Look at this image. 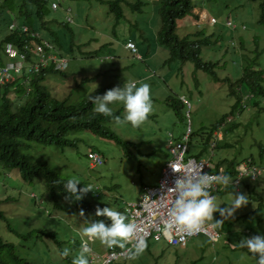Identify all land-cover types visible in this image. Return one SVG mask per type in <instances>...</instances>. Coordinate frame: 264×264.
I'll list each match as a JSON object with an SVG mask.
<instances>
[{
	"label": "rangeland",
	"instance_id": "1",
	"mask_svg": "<svg viewBox=\"0 0 264 264\" xmlns=\"http://www.w3.org/2000/svg\"><path fill=\"white\" fill-rule=\"evenodd\" d=\"M126 1L132 4L138 0ZM141 1L145 2V5L141 7L140 11L124 7V16L118 19L109 10L108 4L99 0H65L62 3L63 7L57 11L47 5V19L53 21L58 36L61 37L62 31L66 34V36H62L65 41L63 45L68 46L72 37L73 41L80 40L82 42L80 45L82 49H79V52L73 50L67 55L69 66L65 70V74H50L47 81L48 86L51 89L56 86L60 88V93L52 91V95L60 99L65 98L68 95L67 91L73 88L76 82L80 83L87 77L97 78L95 82L89 81L78 88L75 87L76 91H85V95L105 84L108 79L113 86H119L123 81L132 79L137 80L138 84L147 83L152 101V108L147 118L135 127L128 122L112 121L113 128L122 137L135 141L133 143L138 144L141 153L154 150L151 156L148 154L144 156V167L154 168L155 171V174H151L150 177L145 175L144 180L147 183L157 182L164 160V156L155 148L163 150L164 142L170 139L169 132L177 138L187 129L185 118L187 107L182 106L180 101L182 96L187 97L193 106L191 118L192 129L195 133L193 144L196 146V151L202 150L205 157L211 155L205 144L222 119L231 115L233 124L228 123L222 130L225 141L219 142L223 146L215 150L214 161H218L222 156H227L229 165L235 167L252 156L258 164L264 165V151L260 150L261 146L264 148V109L261 108L264 105V99L261 97L245 99L246 89H244V93H232L233 89L228 82L211 79L205 71L195 69L192 62L172 61L169 51L163 46L164 42L158 37L162 25L160 15L156 12L159 1ZM123 5L125 6V4ZM204 5L207 8L202 12L201 19L204 20L202 27L205 30L204 35H210L213 43L203 49L202 58L205 61L219 62L217 72L220 79L229 77L235 82L241 76L239 74L245 70V65L236 61L239 47L235 36H238L240 31L233 32L223 25L227 17V10L208 3ZM215 5H219V3ZM68 6L72 9L71 14L74 20L71 23L66 21ZM251 10L245 6L240 15H233V17L238 23L246 25V30L241 32L247 43L251 42L253 36H257L258 43L249 44V47H252L250 49H253V46H257V44L264 47V26L257 21L259 16L257 9ZM207 12L215 15L219 19V24L211 25L206 18V15H209ZM194 26L196 31L201 30L198 23H194ZM5 27L4 22L0 26V32L3 33ZM217 37L223 41L215 43ZM231 37H235L237 44L234 46V50L227 51L231 44L227 45L225 40H229ZM128 38H132L137 43L139 53L145 55L144 60L140 62L156 68L158 75H161L167 84L162 80H158L155 82L156 84H150L145 79L146 72L142 65L124 69L129 63L133 64L139 61L125 48ZM79 53L82 54L76 55ZM106 56H117L120 69H112V59L100 61ZM50 57L52 55L48 56V58ZM43 61L45 62L46 58H43ZM140 67H142L141 71L138 70ZM148 79L151 82V79ZM240 96H243V101L240 100ZM242 103L247 107L245 108ZM171 104H177L181 108L180 118ZM120 106L121 104L118 102L111 105L112 110ZM152 113L156 114L153 118L150 117ZM201 134H203V139L200 137ZM80 136L83 141L79 142L76 147L61 149L53 145L42 146L44 157H50L53 165L56 168L58 166L57 169L65 173H61L62 175L81 176L89 181L94 188L98 186L101 189L102 203L107 198H110L111 203L117 198L120 206L124 207L123 202L137 201L140 197L138 184L140 179L136 178L132 172L131 175L125 173V168L131 164L132 158L129 156L123 158L121 146L96 133L82 132ZM90 148L102 155L105 160L103 166L91 167L86 157ZM33 149L36 154L39 153V150L41 151V149ZM165 150L168 151L167 147ZM2 166L3 164L0 163V168ZM36 180L23 179L17 169H0V200H3L1 208L7 215L6 221L0 219V234L13 241L19 252L35 264H50V261L51 263L60 261V264H64V257L60 256V250L55 248L56 244L48 236L44 237V240L49 243L46 247L39 243L37 248H31L32 242L37 239L38 230H61V236L66 241L65 246L69 247L70 245L74 252L72 256H75L79 251L77 243H75L76 240H79V232L82 233V238L87 240L82 230L89 222L93 221V218L83 215V211L69 214V212L55 208L49 193L46 192L45 183L42 180L40 183ZM115 182L117 186L112 189L101 187L106 184L112 185ZM259 182L260 185H264V175ZM246 184L253 185L251 182H246ZM241 188L242 193L251 194L252 199L258 198L257 194L249 193V189L244 184ZM252 189L254 190V187ZM232 194V192L227 193V200L232 198ZM92 198L100 200V198ZM259 199L260 210L257 215L249 217L246 222L241 220L234 221L230 225H221L228 230V239H222L213 244L205 235H199L191 238L186 247L170 245L164 240L155 242L149 239L137 257L119 261L116 264H255L251 253L236 243L242 237H249L243 231L245 227H250L253 233L264 234V198L259 197ZM59 202L70 205L66 198L59 199ZM244 208L251 209L252 206L243 204L233 214L243 212ZM49 210H52L51 216L47 214ZM214 219H217V215L213 216L212 220ZM7 222L12 225L16 233L8 229ZM24 234L27 235L26 239L23 237ZM94 239L88 241L91 247L89 257H94L98 250L103 251L106 246L98 239Z\"/></svg>",
	"mask_w": 264,
	"mask_h": 264
},
{
	"label": "clouds",
	"instance_id": "2",
	"mask_svg": "<svg viewBox=\"0 0 264 264\" xmlns=\"http://www.w3.org/2000/svg\"><path fill=\"white\" fill-rule=\"evenodd\" d=\"M64 1L65 0H48V6L54 11H57L60 7H63L62 3ZM66 11V21L70 23L73 22V15L71 14L72 9L68 6L66 8ZM9 15V19L7 18V20H5L6 22L4 21L6 31L18 32L19 34L23 35L29 33L30 24L28 22H25L26 19L23 16L15 12H10ZM201 17L202 13L200 14L199 21L194 23H198V25L201 27V30L198 31L202 32V30H204L202 27V23H204V20L201 19ZM206 18L211 25L219 24V19L215 15L209 14L206 15ZM223 25L233 32L240 31L239 35L235 37L238 41L237 46L239 47V52H241L239 37L242 35L241 31L246 30V25L241 22L238 23L233 16H227L223 22ZM192 26H194V24H191V27ZM194 28L196 31L195 26ZM39 33L41 32L37 31L33 33V35L39 36ZM202 34L203 36H208L204 35L205 31ZM235 37H231L228 40L227 45L231 44V46L227 48V51L234 50V46H236L237 44ZM128 41L134 42L136 46V52H133L132 50L127 48L126 44ZM214 42L220 43L218 41V37ZM44 46L48 47L49 49H45ZM44 46H32L33 53H35V55L37 56V60L36 63L26 65L25 54L22 51H19L12 42L5 43L1 47L2 49L0 48V58H3L5 60L3 61L4 64L0 66V84L6 81L12 82L15 79L16 74L22 76L25 71L26 73L37 72L39 70V64L47 65L52 62L54 63V67L56 69L65 71L69 66V58L67 56L68 54H62L61 51L55 48L53 43H48L46 41ZM254 46L253 48H255ZM125 48L129 50L140 61L144 60L145 55L139 53L137 43L132 38H128L126 40ZM49 55H52V57L48 58ZM43 58H46L45 62L43 61ZM117 58V56H106L103 57V60L100 61L104 62L106 60L112 59V69L117 70L120 69V63L117 61ZM141 65L144 67V70L146 72L145 79L150 84H156L155 82L158 81L157 78H160L163 83L167 84V81L165 79H162L161 75H158L156 68L146 65L143 62H141ZM129 66L130 65L125 66L124 69L129 68ZM96 78L97 77H87L80 83L76 82L75 86L67 91L68 94H71V97L74 100H77L81 96L84 97L86 95L94 94V96L89 97L93 105V111L95 113L106 116L105 118L109 119L107 125L112 131H115L116 133H118L117 130H115L112 126L113 120L117 123L128 122L135 127L147 118V115L152 108L149 85L147 83L138 84L137 80L132 79L123 81V83L119 86H113L108 79L105 84L97 87L89 94L85 95V91L75 90V87L78 88L86 82H95ZM148 78L151 79V82ZM47 81L44 82V85L48 89V91L51 92V94H53V92L60 93V88L58 86H56L54 89H51L48 86ZM31 92V86L26 85V94L29 95ZM16 98H19V96H17L13 91L11 93L12 103L15 102ZM180 101L182 103V106L187 107L185 112L187 129L181 136L177 138L174 137L173 133L169 132L170 139L169 141L164 142L163 150H161L160 148H155V150H157L164 156V160L161 166V173L157 179V182L152 184L147 183L144 180L145 175L150 177L151 174H155L154 168L144 167V156L146 154L151 156L154 153V150H148L141 153L139 151L138 145H136V147L138 148L137 150L132 146V153L136 157H131V164H128V167L125 168V173L127 175H131L132 172V174H134L136 178L140 179V181H138L140 196L139 199L137 201L123 202L124 207L120 206L117 198L114 199L112 203L110 198H107L103 201V203L106 202L112 204L115 207L120 206L121 209H114L109 206H96L94 215L96 217H106L110 220V223L105 224L104 220H94V218L92 217L93 221L89 222L82 231L86 235L85 238L87 240H93L95 238L98 239L102 244L106 245L104 248L105 252H97L94 257H89L88 254L91 251V247H89L87 240L82 238L79 251L75 256H72L71 264H103V259H105L107 255L111 251H113V249L117 253H119V256L107 264H113L120 257H123L124 259H132L143 251L149 239H152L155 242L164 240L170 245L186 247L191 238L197 237L199 235H205V237H207L213 244H215L222 239H226L228 236V230L223 228L221 226L222 224L230 225L234 221L241 220L246 222L249 217L257 215L259 213V197L264 198V185H260L259 182L261 180V177L264 175V165L258 164L255 158H253L252 156H249L248 159L244 160L240 165L235 167L229 165L227 156H222L218 161H214L215 150L223 146L220 145L219 142L225 141L222 130L228 123L233 124V117L231 115L226 116L222 119L220 125L215 127V129L212 131L207 144H205V147L210 150L211 155L209 157H205L203 156V151H196V146L193 144V136L195 133L192 129V103L185 96H182L180 98ZM117 102L120 103L121 106L117 109L112 110L111 105ZM171 107L175 110L177 116H179L180 118L179 114L181 108L177 104H171ZM12 108L14 109L15 106H13ZM155 116L156 114L154 113L150 115V117L152 118ZM84 132L91 133V131L89 130H85L83 131V133ZM97 135L100 136L99 134ZM200 137L201 139H203V134H201ZM124 139L130 142H135L132 139ZM165 147H167L168 151L165 150ZM121 150L124 151L123 148H121ZM260 150L262 152L264 151V148L261 146ZM136 152H138L139 154H137ZM175 154L181 155L182 157L180 166L174 164ZM93 155H96V159L93 157ZM86 157L90 162L92 168L103 166V163L105 162L102 155L94 149H89ZM124 157L125 156L123 154V158ZM139 162H141L142 165L140 171L138 170V168H140ZM3 167L4 165L0 169L4 170ZM57 170L60 171L59 169ZM188 170H190L191 172L189 174L183 175ZM167 171L169 172L170 176H174L175 174L180 173L181 175H183L178 176L174 180L172 189L175 192V198L172 202L171 207L169 208V216L176 225L181 226L184 230L192 234L182 243H172L165 237L155 239L154 237L150 236L146 239L145 243L143 239H138L133 244H131L129 241L132 240L135 226L131 223L133 221V216L129 214L128 208L133 207L134 204L141 202L143 196L148 193V190L152 189L153 192L156 191L160 186L161 180L166 178ZM60 172L62 174H65L62 171ZM229 172H231L232 175H228L227 173ZM20 176L22 177L21 174ZM71 178L76 177L71 176ZM71 178L64 181L63 189L72 199L77 201L80 200L83 194L90 189H92V197L98 198L100 196L101 189L98 186L94 188L90 184H83L78 189L77 184L79 183V180ZM35 179H37L36 182L40 183V181L42 180L44 183H46V181L41 177H37ZM246 182H251L253 183V185L246 184ZM114 184H116V182ZM242 184H244V186L249 189V193L253 192L257 194L258 198L252 199L251 194L242 193ZM101 187L107 189L105 185H102ZM253 187L254 190L252 189ZM228 192L233 193L232 198H230L229 200H227ZM243 204H245V206H252V208H244L243 212L233 214V212ZM122 210H124L125 216L121 213ZM51 211L49 210L48 213L51 214ZM214 215H217V219L212 220ZM199 226L210 227L213 230L214 235H211L207 232L198 231ZM243 231L245 234H249L252 232V229L250 227H245ZM79 233L82 236V233ZM236 244L241 248L247 249L248 253H251V255L255 259V264H264V234L256 233L255 235L249 237H242ZM112 246L113 249H111ZM234 248H236V246H234ZM68 253L69 249L65 247L60 251L59 254L63 257L67 256Z\"/></svg>",
	"mask_w": 264,
	"mask_h": 264
},
{
	"label": "trees",
	"instance_id": "3",
	"mask_svg": "<svg viewBox=\"0 0 264 264\" xmlns=\"http://www.w3.org/2000/svg\"><path fill=\"white\" fill-rule=\"evenodd\" d=\"M107 3L108 8L113 12L117 19L124 16V7H131L132 10H141L145 2L138 0L136 3L129 4L126 0H99ZM159 4L156 7V12L159 13L162 25L158 32V37L164 42L163 46L169 51L170 59L172 61L178 60L183 63L192 62L195 69L203 70L214 80H225L231 86L232 93H244L245 99H252L261 97L264 99V47L255 45L253 49L249 47L254 41L258 43L257 36H253L250 43H247L243 38V34L239 37V45L241 52H239L237 60L240 64H244L245 70L237 81L233 82L229 77L220 79L217 68L219 62L205 61L202 58V51L205 47L210 46L211 36H203L205 30L195 31L191 24L199 21L200 14L205 7L204 4H212L214 7L227 10V16L232 17L240 15L242 8L248 6L251 9L256 8L258 11V23L264 26V0H158ZM222 2V3H221ZM219 3V5H215ZM125 4V6L123 5ZM48 0H0V26L7 18L9 19L10 12H15L23 16L30 25L29 33L26 35L18 32H0V48L8 42H12L19 51L25 54V63L29 65L36 63L37 56L33 53V45L44 46L45 42L53 43L55 48L61 53L69 55L73 50L80 51L82 49L80 40L73 41V37L64 46L62 36H66L62 31L61 37L58 36L57 30L54 28L52 20L47 19L46 7ZM232 5V7H230ZM231 9V10H230ZM252 11V10H251ZM6 22V21H5ZM70 23V22H67ZM63 25V23H62ZM189 28V29H184ZM184 29V30H183ZM39 36L33 35L35 32ZM203 36V37H201ZM218 41H223L218 38ZM228 44V39L225 40ZM45 49H49L44 46ZM2 49V48H1ZM247 51V53H246ZM83 53V52H82ZM82 53L76 54L81 55ZM85 54V53H83ZM137 59V58H136ZM139 60V59H137ZM3 58H0V66L4 64ZM131 67L141 65L140 60L136 63L130 64ZM129 66V67H130ZM37 72L23 73V75L16 74L12 82H4L0 84V162L3 163V169H17L22 177L26 180L33 181L37 177H41L46 181V192L49 193L50 199L55 208L69 213H76L83 211V215H91L94 220H104L105 224L110 223L106 217H96L94 215L95 207L109 206L115 207L109 203H102L100 200L92 198V189L83 194L80 200H74L68 196L63 189V183L69 176H64L53 165L50 157H44L42 146H55L57 148L76 147L79 142L83 141L80 134L89 130L97 133L100 136L116 142L123 148L124 156L136 157L132 153L131 147L138 149L137 143L130 142L121 137L120 134L112 131L107 122L109 119L106 116L95 113L93 105L89 99L94 94L80 97L77 100L72 99L71 94L65 98L54 97L50 91L45 87L44 82L51 76L50 74H65V71L58 70L54 67V63L50 62L47 65L39 64ZM142 70V67L138 68ZM160 80V78H157ZM26 80V82H25ZM27 83V84H26ZM26 85H30L32 92L26 94ZM239 88H238V87ZM15 92L19 98L12 103L11 93ZM243 101V96H240ZM244 99V100H245ZM246 108L247 105L242 103ZM15 106V110L12 108ZM264 109V105L261 107ZM33 148L39 150L36 154ZM92 149V148H90ZM42 152V153H40ZM41 154V155H40ZM141 162H139L138 170L141 169ZM232 175L231 172L227 173ZM79 180L77 188L79 189L83 184H92L86 181L81 176L71 178ZM116 184L105 185L107 189L116 187ZM94 190V189H93ZM66 198L70 205H64L59 202V199ZM6 200H8L6 198ZM3 200H0V219H7V215L1 208ZM119 211V210H117ZM121 213L125 216L124 210ZM49 216L51 214L47 213ZM62 220V219H61ZM63 221V220H62ZM8 229L16 233L15 229L7 222ZM219 228V226H218ZM36 230V229H33ZM37 239L32 242L31 248H37L41 243L46 247L47 243L44 240L45 236L56 244L55 248L60 251L65 248V240L61 236V230H38ZM256 233L246 234L247 236L255 235ZM23 237L26 239L27 235ZM79 240H76L77 248L79 250L82 236L79 233ZM95 240V239H94ZM93 241V240H87ZM89 245V243H88ZM65 246V247H64ZM90 247V246H89ZM69 253L64 257V264H71L72 252L70 245L67 247ZM48 251V250H45ZM103 253V251L98 250ZM137 257V256H136ZM123 257L118 258L113 264L119 261H127ZM59 262V263H58ZM50 264H60V261ZM0 264H35L30 261L24 254L20 253L16 244L3 237L0 234Z\"/></svg>",
	"mask_w": 264,
	"mask_h": 264
},
{
	"label": "built area",
	"instance_id": "4",
	"mask_svg": "<svg viewBox=\"0 0 264 264\" xmlns=\"http://www.w3.org/2000/svg\"><path fill=\"white\" fill-rule=\"evenodd\" d=\"M126 46L133 52H136L134 42L128 41ZM93 157L96 159V155H93ZM181 161V155L175 154L174 164L180 166ZM190 172L191 171L188 170L183 175L189 174ZM183 175L180 173L170 176L167 171L166 178L161 180L160 186L156 191L153 192L152 189L148 190V193L143 196L141 202L128 208L129 214L133 216V221L131 223L135 226L132 240L129 241L131 244L138 239H143L145 243L146 239L150 236L155 239L165 237L172 243H182L192 234L184 230L181 226L176 225L169 216V208L175 198V192L172 189L174 180L178 176ZM198 231L214 235V232L210 227L199 226ZM111 249H113V246ZM118 256L119 253L113 249V251L103 259V264L109 263Z\"/></svg>",
	"mask_w": 264,
	"mask_h": 264
}]
</instances>
